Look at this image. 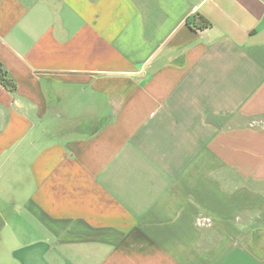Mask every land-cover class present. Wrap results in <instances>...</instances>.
I'll list each match as a JSON object with an SVG mask.
<instances>
[{"label": "crops", "instance_id": "obj_1", "mask_svg": "<svg viewBox=\"0 0 264 264\" xmlns=\"http://www.w3.org/2000/svg\"><path fill=\"white\" fill-rule=\"evenodd\" d=\"M0 62V264H264V0H0Z\"/></svg>", "mask_w": 264, "mask_h": 264}, {"label": "trees", "instance_id": "obj_2", "mask_svg": "<svg viewBox=\"0 0 264 264\" xmlns=\"http://www.w3.org/2000/svg\"><path fill=\"white\" fill-rule=\"evenodd\" d=\"M186 23L194 30H203L211 26V22L208 21L200 14H194L188 17ZM0 84H2L8 91L15 92L18 88L16 81L10 76L7 69L0 62Z\"/></svg>", "mask_w": 264, "mask_h": 264}, {"label": "built area", "instance_id": "obj_3", "mask_svg": "<svg viewBox=\"0 0 264 264\" xmlns=\"http://www.w3.org/2000/svg\"><path fill=\"white\" fill-rule=\"evenodd\" d=\"M211 223V218L200 216L197 218V224L200 227L206 226Z\"/></svg>", "mask_w": 264, "mask_h": 264}, {"label": "rangeland", "instance_id": "obj_4", "mask_svg": "<svg viewBox=\"0 0 264 264\" xmlns=\"http://www.w3.org/2000/svg\"><path fill=\"white\" fill-rule=\"evenodd\" d=\"M258 123L262 125L264 122H261V121H260V122H258Z\"/></svg>", "mask_w": 264, "mask_h": 264}]
</instances>
